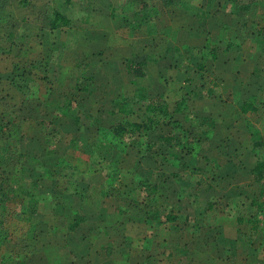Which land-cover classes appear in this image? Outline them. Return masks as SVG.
Listing matches in <instances>:
<instances>
[{
	"label": "rangeland",
	"instance_id": "rangeland-1",
	"mask_svg": "<svg viewBox=\"0 0 264 264\" xmlns=\"http://www.w3.org/2000/svg\"><path fill=\"white\" fill-rule=\"evenodd\" d=\"M174 1L172 15L162 10L161 0H72L73 7L62 8V12L72 17L75 29L65 30L56 38L57 34L49 31L48 21L51 8L63 7V0H27L25 5L20 0H0V119L4 127L8 125L9 133H15L8 144L16 152L11 161L0 157V174L4 171L7 175V186L13 180L12 173H22L18 171L20 165H30V176L36 180L35 194L46 196V200L36 201V213L29 209L28 199L15 196L10 200L5 223L8 244L0 248V264H68L73 252L85 254L105 244L116 251L111 255L119 261L113 264H121L126 256L127 261L145 258L159 262L155 264L175 260L165 246L153 244V251L146 249L150 246L147 238L157 227L153 234L158 230V241H162L172 225L162 220L175 206H183L172 199L177 200L178 194H194L198 188L191 190L184 185L189 176L185 177L180 166L183 156L174 157V153H167L173 148L155 145L156 137L169 131L166 119L153 130H141V135L125 136L123 141L113 137L111 126L126 117L141 121L144 113L139 109L144 106L133 104L123 114L109 103L101 106L98 98L104 96L102 86L111 77L105 73L104 79L98 80L93 71L102 66L99 62L116 69L126 59L120 56L136 52L126 59L132 61L151 53L160 55L159 69L177 66L183 70L188 64L184 55L190 52L185 45L186 34L195 27L191 23L210 31L208 45L236 36V52L224 57V62H234L236 54L244 59L238 78L244 86L236 98L244 102L256 99L259 111L249 115L254 117L255 127L264 132V0H241L238 6L231 0ZM107 3L113 10L122 4L117 16L126 20V28L108 20ZM241 6H249L247 13ZM201 11L209 14L207 20L196 18ZM84 18L94 21L98 30L111 29L108 37L113 40L106 44L110 49L99 51L95 60L87 59L86 46L71 45L80 31L77 26L84 24L79 20ZM150 26L156 28V37L149 32ZM55 39L62 41L58 50L53 48ZM190 43L200 47L204 36L196 32ZM167 44L172 46L170 51L164 50ZM197 62L201 63V58L193 65ZM84 69L87 71H81ZM88 74L96 76L95 81ZM80 78H88V82L76 80ZM14 138L20 139L19 144ZM3 140L0 136L2 150ZM148 144L161 153L151 158ZM18 154L22 156L18 158ZM172 160L179 164L173 167ZM30 167L26 166L27 173ZM170 178L172 182H168ZM155 183L157 187L152 189ZM155 211L158 214L152 222ZM74 218L79 224L71 229ZM174 225L184 229L185 224L180 218Z\"/></svg>",
	"mask_w": 264,
	"mask_h": 264
},
{
	"label": "crops",
	"instance_id": "crops-1",
	"mask_svg": "<svg viewBox=\"0 0 264 264\" xmlns=\"http://www.w3.org/2000/svg\"><path fill=\"white\" fill-rule=\"evenodd\" d=\"M63 3L64 6L59 8L61 12L62 8L66 7L64 9L66 10L68 6L73 7L74 2L65 0ZM121 5L117 4L116 10H113L111 4H106L108 20H112L115 25L119 24V27L126 28V20L117 16V8ZM161 7L167 14L173 15L175 12L172 10V5ZM62 13L71 20V25L60 30H49L50 33L57 34L56 38L65 30L72 32L75 29L72 17ZM201 13L196 18L207 20L209 14L207 12L204 14V11ZM211 17L212 14L209 18ZM187 18H190L189 15ZM147 19L150 20V18ZM82 21L84 23L82 25L86 26H77L80 31L76 32L71 45L86 46L87 59H94L100 54L99 51L105 52L106 49H110L108 46L106 48V44L110 45V40H113L108 37L111 29L98 30L95 22L89 18L79 20V22ZM140 27L142 26H137V29ZM191 27L194 30H188L185 44H188L186 48L188 47L190 52L184 55L188 57V59L184 58L188 64L183 70L177 66L171 69L168 67L164 70L159 69L157 65L161 60L160 55L153 56L151 53H144V56H137L138 58L132 60L143 63L142 77H134L126 71V64L130 62L126 59L132 54L135 55L136 52H131L129 56H120L126 59L123 60V65L116 69L107 67L104 62H99V65L103 63L102 66L93 71L99 76L98 80H103L105 73L111 78L102 86V91L104 90L105 93L104 96H99L98 101L104 107L109 103L115 107L116 112L121 114L126 112L124 110L128 106L139 103V107L144 106L143 109L142 107L139 109L144 113L141 121L127 120L128 117L122 121L149 125V130H153L166 119L170 127L169 131L160 135H169L173 141L163 144L158 135L155 145L162 144V147L167 146V149L173 148L167 153H174L172 154L174 157L179 154L183 156L180 166L185 177L189 176L187 180H184V185L191 190L198 188L194 194H178L177 200L172 199L174 202L181 201L182 208L175 209V206L170 214H167L168 219L165 224L172 225L168 226L167 236L162 241H158V230L153 234L157 227L150 230L152 235L147 238L149 241L147 245L150 246L146 249L150 248L153 251V244L165 246L168 255L175 258L171 264L180 262H184L183 264H264L262 263L264 262V207L261 202L264 178L258 180L254 170L259 162H264V132L261 133L258 127H255V122L252 120L254 117L249 115L259 111L256 99L252 98L249 102H244L236 98L239 90L244 86L243 80L238 79L244 59L236 54L234 62H224V57H229L232 52H236L233 50L238 47L236 36L220 39L222 43L213 41L208 45L207 39L212 37L210 31L202 29L197 22L191 23ZM155 29L150 26L149 32L154 34ZM261 30V28L258 29V31ZM196 32L204 36L205 43L200 47L190 43ZM155 35L152 37H156ZM54 42L56 43L54 50L61 48L62 41L55 39ZM224 44L225 46L222 47ZM181 47L185 49V46ZM147 48L148 46L144 49ZM171 49L172 46L169 44L164 48L169 51ZM191 55L196 58L194 59ZM198 58H201V63L197 62L193 65ZM81 71L86 72L87 69ZM78 74L79 69H77ZM77 75L74 74V77ZM253 75L256 73L253 72ZM88 77L91 81L97 78L93 74H88ZM76 80L88 82V78ZM156 97L166 104L168 117L157 114L154 116L156 120H153V116L145 112L148 100L156 99ZM247 105L254 106L255 111L249 110L243 113L242 108ZM176 129L178 134L175 133ZM152 148L151 144L146 146V150H150L151 158L161 153ZM149 152L146 151V153ZM172 161L173 167L179 164L176 160ZM172 180L170 178L168 182ZM152 187L155 189L157 183ZM157 214L158 211L152 213L150 218L152 222ZM180 218L183 220V225L185 224L182 226L184 229L173 226ZM93 250H87L85 254L79 255L73 252L71 256L73 259H70L71 262L68 264H113L112 262L119 261L112 257L111 253L115 254L116 251L110 249V244ZM121 260H123V254ZM155 263L159 262H147L145 258L140 262L127 261V256L121 262V264Z\"/></svg>",
	"mask_w": 264,
	"mask_h": 264
},
{
	"label": "trees",
	"instance_id": "trees-1",
	"mask_svg": "<svg viewBox=\"0 0 264 264\" xmlns=\"http://www.w3.org/2000/svg\"><path fill=\"white\" fill-rule=\"evenodd\" d=\"M65 1V0H63ZM134 1H142V0H134ZM232 3H234L236 6L240 5L241 0H231ZM21 4H26L27 0H20ZM161 4L163 7H167L169 5H175L176 1L174 0H161ZM241 8H244V10L248 11L249 6H241ZM245 13V14H246ZM144 19V18H143ZM71 25V20L66 17L57 7H52L51 8V14H50V19L48 21V27L49 30H60L61 28H68ZM258 34L260 31H257ZM126 71L128 74L133 75L134 77H142L144 75L143 73V63L142 62H133L130 61L128 64H126ZM257 74V72H255ZM29 75V74H27ZM12 83V82H11ZM15 86V85H14ZM84 88L83 90H85ZM255 111V107L251 105H247L246 107L242 108V112L246 113L247 111ZM145 112L147 114H150L153 116V120H156L157 114L162 115V117H168L169 114L167 112V106L164 102H161L160 99L156 97L148 100V104L145 107ZM152 120V121H153ZM2 117L0 119V136L4 138L3 142L5 147L3 148L4 150L7 151V153H4V150L0 148V157L1 160L3 161H11L15 157V153L13 149H11V144H8V139L11 137H14L15 133H9L8 125L6 127L3 126L2 124ZM153 123V122H152ZM151 127V126H150ZM149 125H142L140 123H129V122H120L117 123L113 126H111V133L114 138L119 139L120 141L124 140L125 136H134V134L141 135L140 131L143 130H149ZM5 132V135H4ZM160 142H163V144L170 143L173 141V138L169 135H160ZM20 139L14 138V143L19 144ZM10 150V152H9ZM22 154H18L17 157L20 158ZM26 158V156H25ZM18 162V161H16ZM8 163V162H7ZM25 163V162H24ZM26 166L27 165L25 164ZM26 166L23 164L20 165L18 168L22 171V173H12L11 177L13 180L9 182V184L6 186V183L4 182V179L7 175H5L4 171L1 172L0 174V248L2 246H5L8 244V233L7 229L5 226L6 219H7V208H8V203L10 200L15 198V196H20L22 198L28 199V207L29 209H32V212L36 213V204L38 200H46V196H37L35 194V189H36V180L30 176V171H32L31 167L27 173V170L25 169ZM34 171L36 170L35 168L33 169ZM255 173H256V178L258 180L264 178V162H259L255 168ZM13 175V176H12ZM32 178V179H31ZM31 179V180H30ZM167 216L164 217L162 220V223L167 221ZM79 224V220L74 218L73 223L70 225L71 229L75 228ZM24 247V246H23ZM8 256V258H10Z\"/></svg>",
	"mask_w": 264,
	"mask_h": 264
},
{
	"label": "built area",
	"instance_id": "built-area-1",
	"mask_svg": "<svg viewBox=\"0 0 264 264\" xmlns=\"http://www.w3.org/2000/svg\"><path fill=\"white\" fill-rule=\"evenodd\" d=\"M261 202H262L263 207H264V192H263L262 195H261Z\"/></svg>",
	"mask_w": 264,
	"mask_h": 264
}]
</instances>
